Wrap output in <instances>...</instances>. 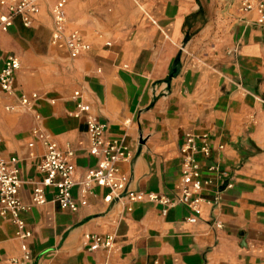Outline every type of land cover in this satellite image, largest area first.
Segmentation results:
<instances>
[{
  "label": "crops",
  "instance_id": "obj_1",
  "mask_svg": "<svg viewBox=\"0 0 264 264\" xmlns=\"http://www.w3.org/2000/svg\"><path fill=\"white\" fill-rule=\"evenodd\" d=\"M57 1L39 0L31 27L16 18L0 32V64L10 54L20 63L15 95L0 89V156L16 161L33 264H264V20L242 11V0H65L68 29L90 45L71 58L51 41ZM76 90L107 123V137L130 146L131 159L118 167L132 189L178 193L188 131L224 145L204 162L225 166L232 186L218 205L203 203L195 223L180 204L162 215L159 205L137 201L128 212L97 186L76 211L52 202L51 188L45 203L32 204L45 152L32 128L74 151L75 181L96 164L85 123L73 116ZM33 92L31 107L7 109ZM72 194L79 197L77 185ZM85 233L113 234L114 248L88 251ZM19 255L15 225L2 217L0 264Z\"/></svg>",
  "mask_w": 264,
  "mask_h": 264
},
{
  "label": "built area",
  "instance_id": "obj_2",
  "mask_svg": "<svg viewBox=\"0 0 264 264\" xmlns=\"http://www.w3.org/2000/svg\"><path fill=\"white\" fill-rule=\"evenodd\" d=\"M39 0H0V32H6L14 24L16 18L22 26L31 27L38 10ZM242 11L255 10L261 21L264 20V0H242ZM52 18L51 41L63 42L71 58H75L87 51L90 45L84 42L78 29H68L66 1L58 0L50 8ZM106 45H109L107 42ZM20 67L15 55L6 56L0 64V89L7 95H15V73ZM38 98L37 93L30 96H17V105L7 106L13 110L16 106L31 107L32 101ZM75 102L73 116L82 118L89 145L88 153L97 159L96 164L86 169L82 179L75 181L74 165L71 158L74 151L71 148L61 149L48 134L38 128H32V134L41 140L45 152L38 163V170L42 174L39 181L33 183L32 204L46 202V190L53 189L51 201L61 209L76 211L80 206L87 205V195L93 194L95 186L106 188L103 200L107 203H125L126 211H131L130 204L137 201H148L160 206L162 215L177 204L187 207L190 211L185 220L195 223L200 214L203 203L216 206L221 201V191L232 186L231 172L219 163H206L213 151L222 150L223 144H214L209 132H185L179 145L180 177L178 193L175 196L156 192L137 191L130 187V180L119 170L118 163L131 159L132 150L125 138H108L107 123L92 114L89 105L82 99L81 92H73ZM1 142V137H0ZM32 146V143H29ZM9 160L0 156V218L8 217L15 225V236L20 240V255L10 259L11 264H33V256L27 240L31 231L26 227L21 213L28 208L19 196L22 181L18 176V169ZM79 188V197L72 194L73 187ZM216 227H221L218 222ZM85 247L88 251L103 249L110 252L115 245L113 234L85 233L83 235Z\"/></svg>",
  "mask_w": 264,
  "mask_h": 264
},
{
  "label": "trees",
  "instance_id": "obj_3",
  "mask_svg": "<svg viewBox=\"0 0 264 264\" xmlns=\"http://www.w3.org/2000/svg\"><path fill=\"white\" fill-rule=\"evenodd\" d=\"M188 37H185V39H187Z\"/></svg>",
  "mask_w": 264,
  "mask_h": 264
},
{
  "label": "water",
  "instance_id": "obj_4",
  "mask_svg": "<svg viewBox=\"0 0 264 264\" xmlns=\"http://www.w3.org/2000/svg\"><path fill=\"white\" fill-rule=\"evenodd\" d=\"M175 71V70H174Z\"/></svg>",
  "mask_w": 264,
  "mask_h": 264
}]
</instances>
